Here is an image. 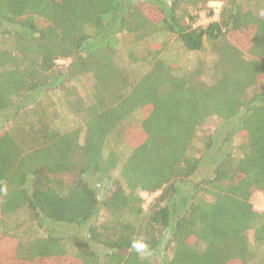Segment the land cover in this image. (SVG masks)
<instances>
[{"label": "trees", "instance_id": "16d2710c", "mask_svg": "<svg viewBox=\"0 0 264 264\" xmlns=\"http://www.w3.org/2000/svg\"><path fill=\"white\" fill-rule=\"evenodd\" d=\"M212 1L218 18L196 26ZM161 35L211 53L209 80L200 60L176 72L162 59ZM124 37L134 48L122 50ZM87 74L92 91L71 102L82 123L54 127L39 99ZM263 80L264 0H0V113L35 116L0 133V264H152L163 243L171 254L161 264H264L248 240L264 246V209L251 202L264 195V90L249 92ZM211 119H235L238 155L225 152L194 179L202 156L190 147ZM121 126L123 159L105 145ZM93 175L108 179L107 195ZM142 193H156L146 210ZM20 212L40 235L22 242L8 229Z\"/></svg>", "mask_w": 264, "mask_h": 264}, {"label": "rangeland", "instance_id": "374dc122", "mask_svg": "<svg viewBox=\"0 0 264 264\" xmlns=\"http://www.w3.org/2000/svg\"><path fill=\"white\" fill-rule=\"evenodd\" d=\"M208 5L210 10H204L200 12L199 18L195 23L196 26H206L207 24L218 18L220 3L212 1L209 2ZM216 10H218V13L215 12ZM231 38H235V36L232 35ZM157 40L164 44L163 49L160 52L161 58L164 59L168 64H171L176 67V72L192 70V68H194L197 64L198 60H200V64L204 68V71L201 72V78L209 80L211 76L209 66L215 59L211 53H198L188 51L182 46V44L176 39V37L172 35H161L157 38ZM120 46L122 47V50L125 51L128 46H130L129 39L127 37L122 38ZM146 47L147 43H139L137 46H135V51L137 54H143L146 50ZM130 48H134V46H130ZM135 69L139 72H144L147 69V65L140 64L135 66ZM92 85V76L88 74L84 75L78 80L73 81V83L65 89L50 92L42 96L38 101L39 108H41L45 112L46 117H49L51 124L58 129L66 130L68 128L78 126L82 123L81 118L79 117L78 113L73 110L71 102L74 99H78L80 101L85 102V98L87 99L86 94L92 91ZM262 90H264V80L261 82V85L257 86L254 89H251L249 92H259ZM33 113L34 111L31 110V107H28V109L21 113L17 117V119L11 121L7 120V117L11 115L10 112L0 113V133H3L4 131L10 129L12 123H31L35 119ZM140 117V111L134 112L127 123H135L140 119ZM234 121L235 119L230 120L227 125L222 127L220 121H218L217 119H211L207 122L203 129H201L197 133L190 147V153L199 156L201 155L202 160L198 170L196 171V174L193 177L194 179L209 177L211 174V169L213 168L214 160L219 158L225 152L230 151L231 153L238 155V151L236 149L237 139L235 137V134L231 131L232 127L235 125ZM122 127L123 126L116 129L108 137L105 144L107 148H114L119 153L121 159L125 158V156H127L130 151V148L123 141L122 133H120L122 132ZM227 134H230L229 139H225ZM208 136H213V143L207 149H202L201 142L204 138ZM111 176L113 178H117L118 172H113ZM89 180L94 183V185L97 187V192L101 197L103 194L107 195L108 190L110 188L107 178L101 175H93L89 176ZM181 190L183 193H187L189 191V185L187 184ZM155 195L156 193L151 195L142 193V197L144 199L143 208L145 210L148 209L149 203ZM251 202L255 209L260 211L264 209V195L260 192H254L251 195ZM15 217H17L19 223L16 226L9 224L8 229H12V231L18 235L20 241L24 242L28 238H32L41 234L40 229L38 227H35L33 222L29 221V219L31 218H29V216H27L24 212H20L18 215L13 216L11 218ZM8 222L11 221L9 220ZM68 231H74L80 237L86 239L85 229L74 230L72 227H69ZM248 240L250 243V248L256 255L255 261L261 259L264 256V246L257 245L254 243L252 233L248 234ZM82 247L83 244L77 242L70 247V250L76 251L80 250ZM89 248L101 255L105 254L106 252L104 248L91 242H89ZM164 248L165 243H163L159 248L158 254L153 256L154 258L152 259V264H161V261H163L164 256H170L171 251L169 249Z\"/></svg>", "mask_w": 264, "mask_h": 264}, {"label": "clouds", "instance_id": "9594fccd", "mask_svg": "<svg viewBox=\"0 0 264 264\" xmlns=\"http://www.w3.org/2000/svg\"><path fill=\"white\" fill-rule=\"evenodd\" d=\"M132 248L139 254L144 253L147 249V246L142 240H134L132 242Z\"/></svg>", "mask_w": 264, "mask_h": 264}, {"label": "built area", "instance_id": "2783aa9c", "mask_svg": "<svg viewBox=\"0 0 264 264\" xmlns=\"http://www.w3.org/2000/svg\"><path fill=\"white\" fill-rule=\"evenodd\" d=\"M215 12L218 13V10H216Z\"/></svg>", "mask_w": 264, "mask_h": 264}]
</instances>
